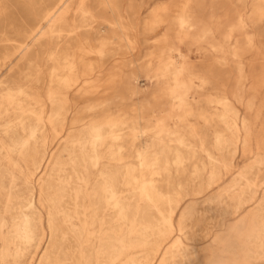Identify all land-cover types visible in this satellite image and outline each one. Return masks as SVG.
Segmentation results:
<instances>
[{
    "label": "rangeland",
    "instance_id": "1",
    "mask_svg": "<svg viewBox=\"0 0 264 264\" xmlns=\"http://www.w3.org/2000/svg\"><path fill=\"white\" fill-rule=\"evenodd\" d=\"M131 263L264 264V0H0V264Z\"/></svg>",
    "mask_w": 264,
    "mask_h": 264
},
{
    "label": "bare ground",
    "instance_id": "2",
    "mask_svg": "<svg viewBox=\"0 0 264 264\" xmlns=\"http://www.w3.org/2000/svg\"><path fill=\"white\" fill-rule=\"evenodd\" d=\"M75 1V0H74ZM106 1V0H105ZM54 3V2H53ZM104 3V2H103ZM50 7V6H49ZM67 11H68V9H67ZM71 11V10H70ZM53 17H55V13L52 15ZM74 18V17H73ZM73 21V20H72ZM111 24V23H110ZM48 25H49V23H48ZM118 26V25H117ZM50 27V26H49ZM111 27H112V25H111ZM72 28V27H71ZM122 28V27H121ZM123 30V29H122ZM113 32V31H112ZM134 33V32H133ZM126 36V35H125ZM54 39V38H53ZM126 40V39H125ZM53 41V40H52ZM128 43V42H127ZM59 44V43H58ZM54 46V45H53ZM59 46V45H58ZM57 48V47H56ZM55 48V51L57 50ZM54 49V48H53ZM55 51H54V53H55ZM55 55V54H54ZM53 55V56H54ZM131 57V56H130ZM180 63V62H179ZM184 63H186V62H184ZM182 71V70H181ZM175 86V85H174ZM180 86V85H179ZM178 86V87H179ZM181 87V86H180ZM176 89V88H175ZM162 120V119H161ZM162 128H163V126H161ZM97 137H99V135H97ZM43 169V168H42ZM104 191H107V192H109L110 193V195H111V197H114V193H113V191L112 190H110L107 186H105L104 187ZM144 192V191H143ZM96 194V193H95ZM109 195V196H110ZM107 199V198H106ZM104 200H105V198H104ZM104 204L105 205H108V203L107 202H104ZM23 219H24V221H23V224H24V228H23V230L22 229H20L19 227H17L16 228V230H15V234L14 235H16V237H22L23 239H25V240H28V239H31V237L33 236V233H32V231L30 230V227H29V224H30V219L27 217V216H24L23 217ZM22 222V221H21ZM11 234V233H10ZM6 235V234H5ZM7 235H8V233H7ZM10 237V236H9ZM7 238V237H6ZM3 239V238H2ZM11 239H13V238H11ZM113 239V238H112ZM119 240V239H118ZM10 241V240H9ZM19 241V240H18ZM22 241V240H21ZM7 242V241H6ZM30 242H32V241H30ZM16 243V242H15ZM18 243V242H17ZM110 245V244H109ZM108 244H107V246H109ZM110 247V246H109ZM10 248V247H9ZM13 248H15V247H13ZM19 248V247H18ZM24 249V248H23ZM16 250V249H15ZM119 250V249H118ZM10 251V250H9ZM12 251V250H11ZM25 251V250H24ZM23 251V252H24ZM116 252V251H115ZM3 253V252H2ZM17 253V252H16ZM20 253V252H19ZM18 253V254H19ZM22 253V252H21ZM5 254V253H4ZM9 255V254H8ZM11 255V254H10ZM109 255V254H108ZM7 256V255H6ZM12 256V255H11ZM14 256V255H13ZM12 256V257H13ZM2 257H3V255H2ZM15 259V258H14ZM34 259H36V258H34ZM20 263V262H19ZM133 263V262H132ZM131 263V264H132Z\"/></svg>",
    "mask_w": 264,
    "mask_h": 264
}]
</instances>
